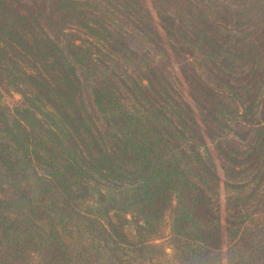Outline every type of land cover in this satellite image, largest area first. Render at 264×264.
Returning <instances> with one entry per match:
<instances>
[{"label": "trees", "instance_id": "1", "mask_svg": "<svg viewBox=\"0 0 264 264\" xmlns=\"http://www.w3.org/2000/svg\"><path fill=\"white\" fill-rule=\"evenodd\" d=\"M2 88L0 264H264V0H0Z\"/></svg>", "mask_w": 264, "mask_h": 264}, {"label": "rangeland", "instance_id": "2", "mask_svg": "<svg viewBox=\"0 0 264 264\" xmlns=\"http://www.w3.org/2000/svg\"><path fill=\"white\" fill-rule=\"evenodd\" d=\"M19 93H20L19 91H16L13 88H10V89L2 88L0 89V102L8 108H13L19 102V99H20ZM166 233L167 231L165 230L163 233V237L166 236ZM163 240L164 239L161 238L157 242H162ZM167 252H169V249H167Z\"/></svg>", "mask_w": 264, "mask_h": 264}]
</instances>
